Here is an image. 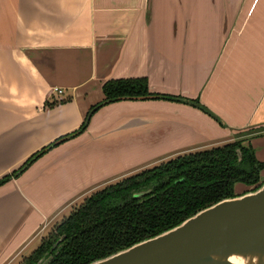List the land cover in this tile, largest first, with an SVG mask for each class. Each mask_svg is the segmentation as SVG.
Segmentation results:
<instances>
[{"label":"crops","instance_id":"crops-1","mask_svg":"<svg viewBox=\"0 0 264 264\" xmlns=\"http://www.w3.org/2000/svg\"><path fill=\"white\" fill-rule=\"evenodd\" d=\"M135 77L210 115L166 99L110 102L12 177L77 130L104 81ZM257 127L264 0H0V178L9 177L0 184V264L33 250L107 178Z\"/></svg>","mask_w":264,"mask_h":264},{"label":"trees","instance_id":"trees-1","mask_svg":"<svg viewBox=\"0 0 264 264\" xmlns=\"http://www.w3.org/2000/svg\"><path fill=\"white\" fill-rule=\"evenodd\" d=\"M100 88L103 98L89 108L77 130L40 148L21 166L82 132L89 112L110 102L166 99L196 106L210 115L196 99L150 92L145 77L108 79ZM243 141L234 139L176 155L104 185L54 224L24 264H36L47 256H51L47 264H89L158 235L219 200L256 190L264 182H259L264 161L256 159L251 144ZM8 178H0V184ZM235 184L248 190L235 193ZM137 193L141 194L134 197Z\"/></svg>","mask_w":264,"mask_h":264},{"label":"water","instance_id":"water-1","mask_svg":"<svg viewBox=\"0 0 264 264\" xmlns=\"http://www.w3.org/2000/svg\"><path fill=\"white\" fill-rule=\"evenodd\" d=\"M50 259L41 257L36 264ZM89 264H264V182L254 191L219 200L158 235Z\"/></svg>","mask_w":264,"mask_h":264},{"label":"rangeland","instance_id":"rangeland-1","mask_svg":"<svg viewBox=\"0 0 264 264\" xmlns=\"http://www.w3.org/2000/svg\"><path fill=\"white\" fill-rule=\"evenodd\" d=\"M181 97V96H180ZM106 105V104H105ZM104 106V105H102ZM101 106V107H102ZM100 108V107H99ZM97 110V109H96ZM261 132V133H260ZM262 134V135H260ZM260 136V137H259ZM234 139L236 140H244L243 142H248V143H251L250 140H253V143H251V147L253 148V151H254V154H255V157L256 159H258L259 161H264V127L261 128V127H257V128H247V129H244V130H239L237 132H235V135L233 136ZM233 139V140H234ZM232 140V141H233ZM192 152V151H191ZM188 153V152H186ZM186 153H183V154H186ZM181 155V154H179ZM176 156V155H175ZM174 157V156H173ZM172 158V157H171ZM34 160V159H33ZM162 162V161H161ZM159 163V162H158ZM157 164V163H156ZM155 165V164H154ZM151 166V165H150ZM150 166H142V168H140V170L142 169H145L150 167ZM153 166V164H152ZM20 167V166H19ZM17 168L16 170H14L11 175L12 177H15L17 175V173L21 172L22 168L24 169L23 166H21L20 168ZM140 170H134L136 172L140 171ZM133 171V172H134ZM18 173V174H19ZM129 173H132V172H129ZM128 173V175H130ZM127 176V174H126ZM6 177V176H5ZM125 177V176H124ZM123 178V176H113V177H110V178H107L105 181H107L104 185H107V184H111V183H114L115 181H118L119 179ZM264 181V169L260 172V179H259V182H262ZM241 185L240 184H235L234 185V190L237 191L238 193H241L245 190H248L247 188H242L240 187ZM240 189V190H239ZM80 204V203H79ZM76 207V206H75ZM53 226H49L45 231H43L38 237H37V245L39 244L40 240L42 238H46V236L48 235L49 231L51 230ZM32 251V250H31ZM30 251V252H31ZM28 252L27 254H24V253H20V255H16L15 258H14V262L13 264H24V258L30 253Z\"/></svg>","mask_w":264,"mask_h":264},{"label":"built area","instance_id":"built-area-1","mask_svg":"<svg viewBox=\"0 0 264 264\" xmlns=\"http://www.w3.org/2000/svg\"><path fill=\"white\" fill-rule=\"evenodd\" d=\"M53 91L60 94L61 93V90H59L58 88H53Z\"/></svg>","mask_w":264,"mask_h":264}]
</instances>
